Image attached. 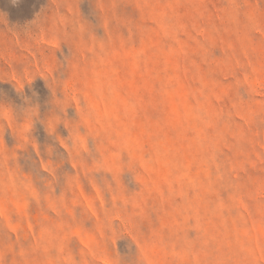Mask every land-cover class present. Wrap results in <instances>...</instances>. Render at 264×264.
Masks as SVG:
<instances>
[{"label":"rangeland","instance_id":"obj_1","mask_svg":"<svg viewBox=\"0 0 264 264\" xmlns=\"http://www.w3.org/2000/svg\"><path fill=\"white\" fill-rule=\"evenodd\" d=\"M0 264H264V0H0Z\"/></svg>","mask_w":264,"mask_h":264}]
</instances>
